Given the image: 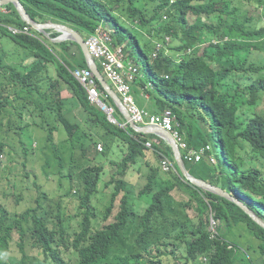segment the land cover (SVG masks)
Segmentation results:
<instances>
[{"label":"trees","instance_id":"1","mask_svg":"<svg viewBox=\"0 0 264 264\" xmlns=\"http://www.w3.org/2000/svg\"><path fill=\"white\" fill-rule=\"evenodd\" d=\"M21 1L35 20L68 24L87 35L100 24L112 28L114 44L127 42L153 86L154 100L148 108L157 113L171 108L176 115L175 128L189 146L208 144L215 148L217 164L185 161L190 172L226 190L243 193L264 219V62H256L252 56L250 48L258 50V46L224 40L234 35L244 39L264 36V0ZM214 2L218 3L215 7ZM6 7L13 21L23 26L15 7ZM0 21L10 23L11 19L0 13ZM126 22L134 23L138 30L131 31ZM165 36L172 39V53L167 55L163 46L156 58H151L155 43L164 41ZM142 38L143 50L139 48ZM14 39L23 44L24 57L35 61L9 76L0 73V109L12 106L20 119L38 117L34 124L45 128L52 142L43 147H52V157L43 168L51 160L58 163L44 172L56 177L57 189H64V193L56 197L54 190L45 191L37 182L36 191L26 193L29 188L11 182L12 212L3 203L8 197L0 195V264H70L64 254L76 255L78 264H96L104 259L108 264H166L164 258L178 250L186 251L194 262L212 252L209 264H235L242 245L232 230L241 223L252 237L243 249L248 254L258 252L259 264H264V228L235 203L185 184L176 175L175 183L167 185L159 177L156 163L145 160L144 142L158 136L122 128L89 102L86 90L65 66L71 58L86 66L78 45L74 44L77 54L72 55L70 42L57 44L62 49L58 57L46 46L54 48L52 42L27 35ZM50 64L55 65L56 74H51ZM99 88L103 90L101 85ZM65 89L76 98L80 108L77 117L71 116L73 102L62 97ZM104 101L114 106L110 98ZM246 106L250 108L247 112ZM114 108V116L120 120L121 114ZM245 112L249 118L246 123L241 118ZM60 127L68 136L64 147L55 143L53 136ZM27 138L19 136L25 159L35 151L33 141L27 143ZM98 142L104 146L101 152L96 150ZM115 144L123 154L118 161L110 160L108 174L106 159ZM153 145L173 159L169 146ZM4 147L0 145V153ZM143 162L147 168L137 194L149 198L150 203L141 210V201L132 196L138 188L132 173L137 174L133 166ZM19 174L24 178L38 176L33 170ZM100 182H104L103 189L111 186V197L103 211L93 202L100 195ZM184 185L191 191L188 201L173 204L167 194L174 186ZM203 197L221 220L216 239L209 238L205 218L208 204ZM118 200L114 221L96 231L97 220H107ZM193 202L198 203L196 214H190ZM78 218V225L73 224Z\"/></svg>","mask_w":264,"mask_h":264},{"label":"clouds","instance_id":"2","mask_svg":"<svg viewBox=\"0 0 264 264\" xmlns=\"http://www.w3.org/2000/svg\"><path fill=\"white\" fill-rule=\"evenodd\" d=\"M0 1H2V0H0ZM18 1L23 5V7L25 8V10L27 12V9L24 6L23 2L21 0H18ZM172 2H173V0H171V3ZM10 4H12V6L15 7L17 13L19 14L16 5L13 2L0 4V13L9 15V17L11 19L10 23H5L3 21H0V43L4 40V37H8L16 45V48L14 50H7V49L4 48L3 44H0V57L2 58V60L0 62V73L6 74L7 76H9L12 73H15V72L23 70V66H28L30 63L31 64L34 63L35 59H33V58H25L24 57L25 56V50L22 47L23 44L17 43V41L14 39V37L16 38V37L21 36V35H27V36L35 37V38H37L40 41H43L45 43L48 42V41L52 42L53 44H55L54 48H51L50 44H47L46 46H48L52 50V52L55 55H57L58 57H59V54L61 53L62 49L57 44L70 42L71 43V45H70V53L72 55H76L77 54V47L74 45L76 43L71 41V40L62 39L64 33L62 31H60L59 29H57V28L46 29L45 31L36 30V29H34L31 26V24L25 22L21 18L20 14H19V16H20L21 20L24 22V25L23 26H19L16 21H13L14 17L10 16L11 10L7 9V7H6L7 5H10ZM217 4H218L217 2H214V7L217 6ZM260 10H262V7H261ZM27 14L30 16V18L34 22L62 24V25H66V26L72 28L73 30H75L76 32H78L82 36V38L84 39V41H85V43L87 45L88 51H89L91 57L93 58L96 66H97L98 72L101 74V76L103 77V79L105 80L107 85L117 94V96L119 97V99L121 100L123 105L126 107L128 113L130 114L131 119L133 120L132 115L129 112L127 106H126L121 93L118 91L116 85L107 76V74H106L103 66L101 65L99 59L96 58L93 55V53L91 52V50L89 48V45L87 43L88 39L93 37V36H99V37L103 38L104 39V44H105L106 49H107V52L109 54L113 55L116 58V60L121 64L120 72H121V74H123L122 75L123 78L128 83L129 89H130L129 93H130V95H132V97H133L135 103L137 104V106L142 108V109H145L146 111H148V114L150 116L151 115H162L165 110H170L171 114H172V120H171L172 121V123H171L172 128H171V130L166 129V128H164L163 126H161L159 124L151 123L148 118H146L142 123H138V122H135L133 120L134 123L137 126H139V127L157 126V127H161L164 130L170 132L172 137H173V139L178 144V147H179V149L181 151V155H182V158H183V161H184L186 169L193 176H195V175L192 174L190 172V170L187 168L185 161H188V162H190L192 164H198V163H200L202 161H207V162H210L212 164H217L219 162L217 152L215 151V154L217 155V158H215V156L212 154L213 147L211 145L207 144L205 146H199L198 148L189 146L188 142L184 139V136L180 133V131L177 128H175L176 115L174 114V112H173V110L171 108H165L162 112L157 113L155 111L154 112L151 111L148 108V106L144 107V106H141L138 103L137 96L135 94V88H137V87L142 88V90L149 95V99L153 101L154 100L153 97H152L153 86L150 83V81L146 78V75H145L144 71L142 70V67L137 63V56L138 55L132 51L130 46L127 45V42L114 44L113 34H114L115 31L112 28H110L107 24H100L95 29V32L93 34L87 35L85 33H82L80 31L76 30L75 28H73L72 26H70L68 24H64V23H61V22H56V21H53V20H50V19H47L46 21H42L41 19L35 20V19H33L31 17V15L28 12H27ZM164 18H166V15L164 16ZM261 19H262V21H264V14H262V18ZM129 25L134 26L135 30H138L137 27L134 25V23H132V24H130L128 22L125 23V26L128 27ZM129 29L131 30V28H129ZM131 31H133V30H131ZM53 32H56L57 35L56 36H52L51 34ZM144 37H146V34H144ZM142 39H144V38H142ZM229 39H232V41H234V42H245V43H251V44H253L255 46H258L259 47L258 50L255 49L254 47L250 48V50L252 51V56L254 57V60L256 62H264V36L255 37V38H251V39H244V38L241 37V35H234V36H229V37L225 36L224 37V40H229ZM144 41H145V39H144ZM144 41L140 40L139 48L142 49V50H143V45L142 44L144 43ZM217 41L218 40H213L214 44L219 43ZM171 44H172V39H171L170 36H165L164 37V41H157L155 43V50L151 51V53H150L151 58H156V56L158 55V51L163 46L165 48L166 54L167 55L171 54L172 50L169 49ZM173 44H175V43H173ZM129 48L131 49V52L128 50ZM188 52H191V49H188ZM133 53L137 55L136 58H133ZM82 55H83V52H82ZM83 58H84V62H85L86 66H80L79 64L75 63V61H77V58H71L70 59V64H65V66H66L68 72L70 73L71 77L76 82H78L79 84L82 85V87L87 92L89 102L92 105L96 106L101 111H103L107 115V118H108V120L110 122H112L114 124H117V125H119L122 128L130 127L132 130H134L130 126L128 120H126L124 118L123 113L121 112V110L119 109L117 104L114 102V100L110 97V94L104 89V87L102 86V84L98 80V78H97L96 74L94 73V71L88 67L84 55H83ZM72 65H74V66H72ZM49 67H50L51 74H56L55 65L54 64H50ZM130 67H133L135 70L130 68ZM85 70L88 71V73H87L88 75H87V80L83 81V80H81L80 75L83 72H85ZM131 72L133 73V79L131 81H129L128 78H127V75H128V73H131ZM144 80H147L146 84L144 83ZM99 84L101 85L103 90H101L99 88V86H100ZM91 89H96V91L98 92V95H97L95 101H91L90 98H89ZM62 97L73 102V104H72L73 110L71 112V116L72 117H77V114L80 111V108H77L78 104L76 102V98H73L72 93L70 91L66 90V89L62 91ZM104 98L105 99L106 98H110L113 101L114 106L119 110V112L121 114L120 120L116 119L115 116H114V111H115L114 106L107 104L104 101ZM151 104H152V102L150 103V105ZM245 108H246V112H247V110L250 109L249 106H246ZM246 112L243 115H241V118L243 119V121L245 123L249 120V118L246 116ZM53 117L54 116L51 115L50 119H53ZM34 120H38V117H35V116H31L30 117L28 115L23 116L21 119L16 117V111H15V109L12 106H7L6 108L0 109V145L5 144V147H4L3 151L0 153V170L2 169L5 172V175L1 176V179L6 181L5 184H6V186L9 189V191H8L7 188L5 187V184L3 183V181L0 180V190H2V191H0V195L3 196V197H11L12 201H10L9 199H5L4 202H3L4 205L11 212H12V204H13V199H14L13 188H12L11 182L16 181L19 185H23L25 187V189L29 188L28 190L25 191L26 193L29 192V191L34 193L36 191V187H34V185H35L34 182H37V185H42V189L47 191L48 189H46L44 184L39 181V178L41 176L36 171V168L38 166H41L43 174L45 175V177L48 178L51 175H47L44 172V169H53V168L58 166L57 161L51 160L49 166L46 167V168H43V165L46 163V161L49 160L52 157V147L49 146L46 149H43V147L45 146V144H51L52 142L49 139V132L43 127L36 126L34 124ZM135 132H137V131H135ZM137 133H141V132H137ZM176 133H178V135L181 138V140L176 136ZM141 134H143V135H153L154 134V135L158 136V137L153 138V139H148L147 141L144 142V145L147 148V155H148L147 158L145 157V160L151 162L152 164L154 163L152 161H155L156 165L159 167V174H160L159 177L167 185L175 183L174 176L176 175L185 184L189 183L190 185L194 186L189 181H187L183 177V175L181 174V172H180V170H179V168L177 166V163H176V161L174 159L173 152H172L173 159H171L168 155H165L160 150H157V149L154 148L153 144H156L159 148H164V146L167 145V146H169V148L172 151V148H171L169 142L166 139L162 138L160 135L155 134V133H141ZM20 135H24V136L29 137V138L26 139L27 143L33 141L32 144H33V148H34L35 151L27 159H25L23 154H22L21 144H20V141H19V136ZM53 136H54L55 141H56L55 143H59V145H61L62 147L68 145L67 132L62 127H60L59 131H53ZM182 142H184L187 145V148H183L181 146ZM40 146H41V149H38V147H40ZM103 149H104L103 143L102 142H98L96 144V150L101 152ZM114 149L117 151L118 155L117 156L115 155V159H112L113 161L120 160L122 158V154H123L122 153V149L118 146V144H115L112 147V149L109 151L108 157L106 159V161L108 163L106 165V170L105 171L108 174L110 172V164H109V162L111 160L109 155L112 153V151ZM201 149H203L202 153H201ZM14 151L17 154H19L20 157H21V159L18 160V164H19L20 167H19V169L16 172H14L13 169L10 166H7L6 168H3L2 165H1V163H2V161L4 159L5 153L6 154H11ZM189 151H190V153H189ZM151 153L156 156V158L153 159V160L149 159L150 156H151ZM199 153L201 154V157H200V159H197L196 156ZM186 155H189V158H187ZM8 159L10 160V158H8ZM164 160H168L169 161L170 166H171L169 170H164L163 169V161ZM23 162H25V166L23 165ZM133 167L136 170H138L137 174L132 173V177L136 180L135 184L138 186V188L135 189V191L132 194V196H133L134 200L141 201V203H139V209L143 210L146 206L149 205L150 202L148 203V205H144L145 201L143 200V197H145V198H147V197L146 196L139 197L137 193L140 191L141 186H143V182H144L143 172L145 171V169L147 167L144 166V162L141 164V166L137 165V166H133ZM28 170L35 171L38 176L37 177L31 176L29 178H24V176H21L19 174V172L22 174L24 171H28ZM139 170H141L142 172H139ZM107 173H105V174H107ZM17 176H20V180L19 181H17ZM195 177L199 178L197 176H195ZM10 179H12V180L8 181ZM199 179H202V178H199ZM205 181H207V180H205ZM207 182H209V181H207ZM139 183H140V185H139ZM215 186H218V185H215ZM194 187H196V186H194ZM219 187H221V186H219ZM103 188H104V182H100V184H99L100 193L99 194L100 195H104L105 193H109V195H108V201H109V199L111 197V186L106 188V189H103ZM196 188L199 189V190H202V189H200L198 187H196ZM222 189L225 190L226 192H228L231 196L235 197L240 202H242L254 214H256L257 217H259V215L256 213V211L251 208V206L249 205V202L246 199L243 198V196H242L243 193H240V192H237V191H235V192L234 191H229V190H226L224 188H222ZM49 190L51 191V189H49ZM176 190H179L180 192L182 191V192L186 193V194H184L186 197L185 198L183 196L179 197L176 194ZM202 191H205V190H202ZM5 192H7L9 194V196H4L3 193H5ZM190 192L191 191H189V187H187L186 185H184L182 187L181 186L180 187L174 186L173 189L171 191H169L167 196L170 198V200H171V202L173 204H175V203H186L188 201V199H189ZM206 192H208V191H206ZM215 195H217V194H215ZM200 196H202V195L200 194ZM225 199H227V198H225ZM204 200L208 204V208H205V211H206L205 218H207V229H208V232H209V235H210L209 238L211 240L212 239H216L218 237L219 228L221 226V220L219 218H217L216 211L209 205L207 199L204 198ZM227 200H229V199H227ZM8 201H10V203H8ZM108 201L106 203H103V205L101 207L99 205L97 206V207H99V211H103L104 210L102 208H104V206H106L108 204ZM25 203H28L30 206L34 205V203H32V202H25ZM119 203H120V200L116 201L115 208L111 211V215L108 217L107 220H105L104 222H101L100 219L97 220V225L94 228L96 231L98 229H100V227L103 226L105 223L109 224L110 222L114 221L115 215L117 214V212L119 210L118 209ZM192 205H193V207H192L191 210H195L196 211L195 207H198V203L197 202H193ZM238 207L241 208L240 206H238ZM243 212L245 214H247L244 210H243ZM259 218L262 221H264L263 218H261V217H259ZM212 221H214V224L212 223ZM241 224H243V223H241ZM234 226L238 227L239 225L238 226L234 225ZM232 235L234 236L233 230H232ZM243 248L244 247L242 246L240 250H242V252H244L246 255H249ZM211 256H212V252L209 255H207V256L199 257L198 261L194 262L192 259L188 258V254H187L186 251H179L178 250V251H176L175 255H173V256L171 255L170 257H166V258H164L163 261L166 264L167 263L168 264H173V262L171 261V257H173L175 261L176 260L179 261V259H181L182 260V264H209ZM64 257H65L66 260L69 261L70 264H73L72 263L73 260H74V264H78V257H76V255H66V254H64ZM179 262H181V261H179ZM96 264H108V263L104 259L103 261H100V262H98ZM176 264H179V263H176Z\"/></svg>","mask_w":264,"mask_h":264},{"label":"water","instance_id":"3","mask_svg":"<svg viewBox=\"0 0 264 264\" xmlns=\"http://www.w3.org/2000/svg\"><path fill=\"white\" fill-rule=\"evenodd\" d=\"M8 2H13L16 7L17 10L21 16V18L31 24V26L39 31H45L46 29H52V28H57L60 31H62L64 33L62 39H67V40H71L73 42H75L77 45H79V47L81 48L83 55L85 57L86 63L88 65V67L90 69H92L94 71V73L96 74L98 80L100 81V83L102 84V86L104 87V89L110 94V97L114 100V102L117 104V106L119 107V109L121 110V112L123 113V116L126 120H128L130 126L137 132H141V133H155L160 135L162 138L166 139L171 148H172V152L174 155V159L177 163V166L181 172V174L183 175V177L189 181L191 184H193L194 186L217 194L220 197L223 198H227L229 200H231L232 202L236 203L238 206H240L256 223H258L260 226H262L264 228V221H262L259 217H257L256 214H254L247 206H245L242 202H240L239 200H237L235 197L231 196L228 192H226L225 190H223L221 187L219 186H215L203 179H199L196 178L195 176L191 175L188 170L185 167L182 155H181V151L178 147V144L176 143V141L173 139L172 135L170 132L164 130L161 127H157V126H144V127H139L137 126L134 121L131 119L130 114L128 113L126 107L123 105V103L121 102V100L119 99V97L117 96V94L107 85V83L105 82V80L103 79V77L101 76V74L98 72L97 70V66L93 60V58L91 57L87 45L84 41V39L82 38V36L76 32L75 30H73L72 28L66 26V25H62V24H56V23H38V22H34L30 16L27 14L25 8L23 7V5L18 1V0H2L0 1V4H5Z\"/></svg>","mask_w":264,"mask_h":264},{"label":"built area","instance_id":"4","mask_svg":"<svg viewBox=\"0 0 264 264\" xmlns=\"http://www.w3.org/2000/svg\"><path fill=\"white\" fill-rule=\"evenodd\" d=\"M89 48L93 55L99 59L101 65L103 66L107 76L111 79V81L116 85L118 91L121 93L123 100L129 110V112L132 115V118L135 122L142 123L146 118L150 120L151 123L153 124H159L163 126L166 129L171 130L172 126V114L170 110H165L162 115H149L148 111L145 109H142L137 106L135 103L132 95H130L129 91V85L123 78V74L120 72L121 64L116 60V58L109 54L107 52L106 46L104 44V39L99 37V36H93L88 39L87 41ZM134 69L133 67H130ZM135 70V69H134ZM134 72V71H133ZM88 71L85 70L80 77L81 80L86 81L87 80V74ZM127 78L129 81L133 79V73H128ZM98 95V92L96 89H91L90 90V95L89 98L91 101H95L96 97ZM176 136L181 140L179 137L178 133H176ZM181 146L183 148H187V145L182 142ZM203 152V149H201V153ZM190 153V151H189ZM187 158H189V155H186ZM201 154H197L196 158L200 159ZM170 163L168 160L163 161V169L164 170H169L170 169ZM214 224V221H212Z\"/></svg>","mask_w":264,"mask_h":264},{"label":"rangeland","instance_id":"5","mask_svg":"<svg viewBox=\"0 0 264 264\" xmlns=\"http://www.w3.org/2000/svg\"><path fill=\"white\" fill-rule=\"evenodd\" d=\"M129 28H131V30L136 31L134 26L129 25ZM141 41H144V39H141ZM3 44L4 48L7 50H14L16 48V45L12 42V40L8 37H4V40L0 43ZM143 48H145V44L143 43ZM131 52V49H128ZM136 54L133 53V58H136ZM75 63H77V61H75ZM74 66V65H72ZM144 83H147V80H144ZM138 103L140 104V102L138 101ZM212 154L215 156V158H217V155L215 154V148H213ZM115 155L117 156L118 153L117 151L114 149L112 151V153L109 155L110 159H115ZM10 158V160L8 159ZM21 157L19 154H17L15 151L12 152L11 154H6L4 155V159L1 163L3 168H6L7 166H10L14 172H16L19 169V164H18V160H20ZM36 171L38 172V174L41 176L39 178V181L41 183L44 184L46 189H51L54 190L56 192V197L63 194L64 193V189L63 190H58L57 186H56V177L55 176H50V177H45V175L43 174V171L41 169V166H38L36 168ZM5 175L4 170H0V180L3 181V183L5 184L6 181L1 179V176ZM20 180V176H17V181ZM68 184L65 183L64 187H66ZM5 187L7 188V190L9 191L8 187L5 184ZM108 195L109 193H105L104 195H98L97 198L94 199V203L98 204L100 207L103 205V203H106L108 201ZM7 199L11 200V197H8ZM65 200V197L64 199ZM143 200L145 201L144 205H148V203L150 202V200L148 198L143 197ZM10 201H8V203H10ZM66 212L69 213L68 208L66 207ZM191 214H196L195 210H191ZM78 220H73L72 223L78 225ZM233 233H234V239L236 240L237 243H239V245H242L243 247H246V245L248 244V240L251 239L252 237L250 236L249 230L247 228L246 225L244 224H240L238 227H234L233 228ZM259 257L260 255L258 254V252L251 250L249 255H246L244 252H242V250H239L238 254H237V259H236V263L235 264H259ZM171 261L173 262V264L179 263L182 264V260L179 259L178 260H174L173 257H171ZM72 263L74 264V260L72 261Z\"/></svg>","mask_w":264,"mask_h":264},{"label":"crops","instance_id":"6","mask_svg":"<svg viewBox=\"0 0 264 264\" xmlns=\"http://www.w3.org/2000/svg\"><path fill=\"white\" fill-rule=\"evenodd\" d=\"M135 94H136V96H137V101H139L140 102V105L141 106H144V107H146V106H149L150 105V103L152 102V100H150L149 99V95L147 94V93H145L143 90H142V88H140V87H137V88H135ZM156 158V156L154 155V154H152L151 153V156H150V160H153V159H155ZM152 162H155V161H152ZM176 194L179 196V197H186L184 194H186V193H184V192H180L179 190H176Z\"/></svg>","mask_w":264,"mask_h":264}]
</instances>
